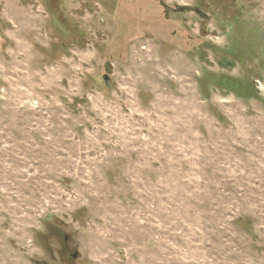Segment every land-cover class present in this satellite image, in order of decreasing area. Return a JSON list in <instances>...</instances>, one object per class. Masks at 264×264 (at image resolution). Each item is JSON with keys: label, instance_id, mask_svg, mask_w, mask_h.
<instances>
[{"label": "rangeland", "instance_id": "obj_1", "mask_svg": "<svg viewBox=\"0 0 264 264\" xmlns=\"http://www.w3.org/2000/svg\"><path fill=\"white\" fill-rule=\"evenodd\" d=\"M0 264H264V0H0Z\"/></svg>", "mask_w": 264, "mask_h": 264}, {"label": "water", "instance_id": "obj_2", "mask_svg": "<svg viewBox=\"0 0 264 264\" xmlns=\"http://www.w3.org/2000/svg\"><path fill=\"white\" fill-rule=\"evenodd\" d=\"M73 258H76L77 256H78V253L77 252H75V253H73Z\"/></svg>", "mask_w": 264, "mask_h": 264}, {"label": "flooded vegetation", "instance_id": "obj_3", "mask_svg": "<svg viewBox=\"0 0 264 264\" xmlns=\"http://www.w3.org/2000/svg\"><path fill=\"white\" fill-rule=\"evenodd\" d=\"M67 240V237H65V241ZM75 253V252H74ZM73 254H71V256H72ZM73 257V256H72Z\"/></svg>", "mask_w": 264, "mask_h": 264}]
</instances>
